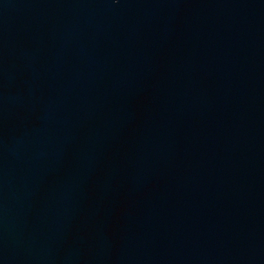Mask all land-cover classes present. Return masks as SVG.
I'll return each instance as SVG.
<instances>
[{"label": "water", "instance_id": "water-1", "mask_svg": "<svg viewBox=\"0 0 264 264\" xmlns=\"http://www.w3.org/2000/svg\"><path fill=\"white\" fill-rule=\"evenodd\" d=\"M0 264H264V0H0Z\"/></svg>", "mask_w": 264, "mask_h": 264}]
</instances>
